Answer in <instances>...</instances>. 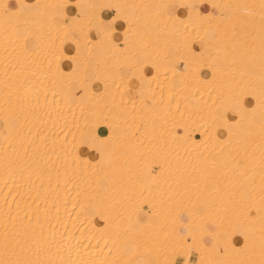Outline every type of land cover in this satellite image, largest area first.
I'll return each instance as SVG.
<instances>
[{
    "label": "bare ground",
    "instance_id": "obj_1",
    "mask_svg": "<svg viewBox=\"0 0 264 264\" xmlns=\"http://www.w3.org/2000/svg\"><path fill=\"white\" fill-rule=\"evenodd\" d=\"M10 1L0 0V264H176L179 251L181 264H264V0H36L27 11ZM102 9L116 27L104 28Z\"/></svg>",
    "mask_w": 264,
    "mask_h": 264
},
{
    "label": "crops",
    "instance_id": "obj_2",
    "mask_svg": "<svg viewBox=\"0 0 264 264\" xmlns=\"http://www.w3.org/2000/svg\"><path fill=\"white\" fill-rule=\"evenodd\" d=\"M105 2H110L111 3V1L112 0H104ZM15 3V4H14ZM13 4V5H12ZM154 6H153V5ZM152 7H154L155 9H157V10H159V11H163L165 8H164V6L162 5V4H158V3H153L152 2ZM10 6L12 7V8H14V7H16V2L15 1H13V0H11L10 1ZM191 6H192V9H199V8H201V9H206V7L203 5H201L198 1L195 3V4H191ZM21 8L24 10V11H27V10H30V9H34V10H40V6H39V4L36 2V0H26L22 5H21ZM120 8V7H119ZM67 12L69 13L68 15H70V16H72V17H74L75 19H78V18H80L81 17V13H80V7H78V6H76V5H70L69 7H67ZM114 12V13H113ZM118 13V15H120L121 14V12H117ZM76 14V15H75ZM179 14L180 15H183L184 13H183V11L181 10V9H179ZM115 15V11H113V10H109V9H102V16H103V18H104V21H103V23H104V28L105 29H112V28H114V27H116L115 26V23H113V22H111L110 20H111V16H114ZM262 22V24L264 25V20H262L261 21ZM117 27L119 28V29H121V28H125L126 27V21H123L122 20V22H120L118 25H117ZM178 27H179V25H178ZM139 30H140V32H144V28H142V26H140L139 27ZM163 34H164V37H167L168 35L166 34V32H163ZM96 37H100V35H96ZM119 39V38H118ZM184 40L185 41H189L190 39H188V38H184ZM28 44H29V46L30 47H34V43H33V41H29L28 42ZM65 46H64V49H65V51L67 52V53H72L73 51H74V45H73V43L71 44L70 42H66L65 44H64ZM84 45H86V44H84ZM192 48L194 49V50H201L202 48H203V43H202V41L201 40H196V39H194V41H192ZM121 47L123 48V50L125 49V51H127V52H131L132 53V51L134 50V48L130 45V44H122L121 45ZM232 47L234 48V49H238V47H239V44H237L236 43V41H234L233 43H232ZM85 48H86V46H85ZM84 48V50H83V52H82V55H86L87 53H88V50L87 49H85ZM102 50L103 51H110V50H112V46L110 45V44H108V43H103L102 44ZM98 57H101V55H100V53H98L97 54V58ZM137 58V62L138 63H140L141 61H142V58L141 57H136ZM150 60V62L152 61V59H149ZM140 61V62H139ZM218 66L219 67H221L222 69L223 68H226V66L228 65V61H226L225 59H218ZM115 64L116 65H114L116 68L117 67H119L118 66V64H117V62H115ZM66 67H69V66H66ZM202 72L207 76V75H209V73H208V71L206 70V69H203L202 70ZM119 73L121 74V75H123L124 77H129V75L131 74V69L129 68V67H121L120 69H119ZM146 73H148V74H150V73H154V75L155 76H158V77H161L162 76V71H159V70H155V71H152L151 69H149V68H147L146 69ZM85 77L87 78V79H92L93 77H94V74L92 73V70L91 69H87V71L85 72ZM176 79V78H175ZM176 81V83H175V85H180V81L178 80H174V82ZM130 86L131 87H133V88H137V87H139L140 86V81H137V80H132V82H130ZM230 86L234 89V83H232V84H230ZM201 87L203 88V89H207L208 87H209V85H208V83L207 82H204V83H202V85H201ZM248 102H251L250 101V99H248ZM250 104V106H253L254 105V102H251V103H249ZM256 109L257 110H259L260 109V107H259V105L258 106H255L254 107V111H251V110H249V111H247V112H244V115H249V116H253L257 111H256ZM228 118L229 119H231V120H234V119H236L237 118V116L236 115H234V113H230L229 114V116H228ZM240 125H241V127H242V129L243 130H245L248 126H249V124L247 123V121L245 120V119H243V120H241V122H240ZM144 168V171L145 172H149L150 170H149V167H143ZM236 243H239V240L238 239H236ZM149 247L151 248V249H154L155 248V246L153 245V244H149ZM195 253H193V254H191L190 255V260L191 261H193V262H196L197 261V255L195 254ZM194 259V260H193ZM181 261V262H180ZM182 263V258L180 257V258H177L176 259V264H181Z\"/></svg>",
    "mask_w": 264,
    "mask_h": 264
},
{
    "label": "rangeland",
    "instance_id": "obj_3",
    "mask_svg": "<svg viewBox=\"0 0 264 264\" xmlns=\"http://www.w3.org/2000/svg\"><path fill=\"white\" fill-rule=\"evenodd\" d=\"M192 1V3L193 4H195L196 2H197V0H191ZM176 1H173L172 3H175ZM59 6L60 5H56V7H54V8H57V9H59ZM245 27V26H244ZM245 29V28H244ZM246 29H248V30H251V28H249V25H246ZM192 36V34H190V37ZM193 37V36H192ZM172 38L175 40V38H176V36L175 35H173L172 36ZM244 42H246V43H248V45H250V47L254 44H251V43H249L248 41H244ZM244 45H245V43H244ZM247 45V44H246ZM244 46V49H245V47H247V46ZM255 45V44H254ZM243 47V46H242ZM250 47H248V48H246V49H249ZM174 49V48H173ZM172 50V49H171ZM173 52H174V56L175 55H177V54H179V55H177L176 56V58L178 59L179 57L180 58H183L182 57V54H181V52L180 53H176L178 50H172ZM245 51V50H244ZM259 51V50H258ZM258 51H256V50H254V51H252V53L253 52H255V54H250V53H247L246 51L244 52V53H242V56L243 57H246L247 58V60L248 61H251V60H254V59H258V60H260V59H262L263 57H261L260 55H259V53H258ZM261 51V50H260ZM183 52H185V50H183ZM248 52H251V51H248ZM228 54V55H227ZM232 55V52L230 51V48H228L227 47V49H226V58H229L230 56ZM249 55V56H248ZM260 63V62H259ZM261 65H263V67H264V60L262 59V61H261V64H259L258 66L259 67H261ZM228 66V65H227ZM227 66H226V68H227ZM191 67V66H190ZM229 67V66H228ZM230 68H232L231 70L232 71H234L233 69H234V66H232V65H230ZM227 69H229V68H227ZM112 74L113 75H117L118 74V71H116V69H112ZM115 73V74H114ZM259 96H260V99L263 97V94H259ZM249 99V98H248ZM251 99V98H250ZM254 105H255V101H254ZM253 105V106H254ZM263 108V107H262ZM231 113H234V115H236L237 116V114H235V111H232ZM196 136H198L199 137V135L198 134H196ZM252 137V138H251ZM250 139L252 140V141H254V142H259L260 141V134H258V133H252L251 135H250ZM158 167H154V169L153 170H155V169H157ZM231 172V174L233 175L234 174V170L233 171H230ZM237 172H235V174H236ZM216 185V184H215ZM251 187H248V192L249 191H251V189H250ZM263 191H264V189H263ZM251 193H253V191L251 192ZM251 193L249 194V195H251ZM259 194L260 195H264V192H260L259 191ZM262 200V199H261ZM261 200L259 199V197L257 196L255 199H253V206H254V209H253V214L254 215H256V214H258V208H259V206L258 205H261ZM146 206H144V208H145ZM145 209H147V208H145ZM182 245V244H181ZM179 253V254H178ZM173 252L172 253V255H173V257L177 254V256H176V259L179 257L180 258V256H181V253H180V251L179 252ZM193 253V252H192ZM255 255L256 254H258L257 256L259 257V255H262V253L260 252V250H256V251H254L253 252ZM261 253V254H260ZM178 255H180V256H178ZM258 257L256 258V259H258ZM253 258H251V260H252Z\"/></svg>",
    "mask_w": 264,
    "mask_h": 264
}]
</instances>
